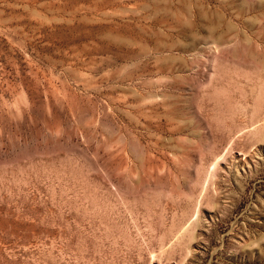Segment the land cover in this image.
<instances>
[{
    "label": "rangeland",
    "instance_id": "rangeland-1",
    "mask_svg": "<svg viewBox=\"0 0 264 264\" xmlns=\"http://www.w3.org/2000/svg\"><path fill=\"white\" fill-rule=\"evenodd\" d=\"M0 264H264V0H0Z\"/></svg>",
    "mask_w": 264,
    "mask_h": 264
}]
</instances>
